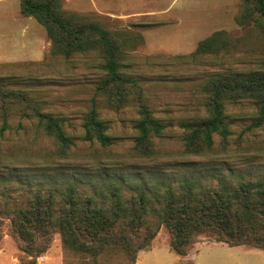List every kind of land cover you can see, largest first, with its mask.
Listing matches in <instances>:
<instances>
[{"label":"rangeland","instance_id":"rangeland-1","mask_svg":"<svg viewBox=\"0 0 264 264\" xmlns=\"http://www.w3.org/2000/svg\"><path fill=\"white\" fill-rule=\"evenodd\" d=\"M62 1L66 10L112 31L122 43L124 70L137 85L125 92L124 101L100 91L105 70L98 51L68 59L54 54L46 29L21 13L20 0H0V82L26 96L4 104L0 100V264H22L30 257L11 233L13 210L30 189H63L72 177L87 193L117 182L129 197L142 187L151 198L150 219L156 221L159 202L154 193L170 185L197 180L214 186L264 176V131L251 127L256 106L249 99L226 103L227 140L215 133L213 148L202 154L187 153L184 147L183 124L207 114L203 86L208 76L253 69L264 57V40L255 26L237 21L241 0ZM220 30L229 34L231 49L197 60L186 57L202 39ZM140 103L165 125L152 138L155 149L150 157L137 156L133 149ZM93 108L107 125L109 146L84 139L85 119ZM39 111L66 119L63 127L75 140L68 156L56 154L53 136L39 125ZM37 264H130V258L112 251L96 259L76 253L55 232ZM133 264H264V249L231 246L202 232L185 254L179 253L162 223Z\"/></svg>","mask_w":264,"mask_h":264},{"label":"trees","instance_id":"trees-1","mask_svg":"<svg viewBox=\"0 0 264 264\" xmlns=\"http://www.w3.org/2000/svg\"><path fill=\"white\" fill-rule=\"evenodd\" d=\"M20 9L23 15L35 18L46 29L54 54L66 59L93 50L101 54L105 74L100 91L124 101L125 92L137 85L135 78L124 70L122 43L101 22L66 10L62 0H20ZM237 21L241 25H254L264 40V0H241ZM232 45L226 31H216L202 39L186 57L197 60L205 54L217 55ZM203 89L207 93L206 116L183 124L187 153L211 150L215 133L227 140L230 127L225 109L231 101H252L256 110L251 127L264 131V57L259 66L250 70L211 74ZM14 99H26V96L23 91L7 88L0 82L3 104ZM139 112L134 154L150 157L155 149L152 138L159 136L165 125L147 104L140 103ZM37 117L44 131L53 136L59 148L56 154L68 156L75 140L63 127L66 119L41 111ZM84 126L85 140L96 139L103 146L112 143L107 125L95 108L88 112ZM154 194L159 202L156 221L150 219L151 198L142 187L134 189L129 197L122 194L121 184L117 182L96 194L87 193L81 191L76 177H72L63 189H30L11 218V233L19 249L30 255L22 264H37V258L48 249L55 232L76 253L96 259L104 252H122L133 264L138 251L151 242L162 223L169 228L171 245L179 253L185 254L195 236L202 232L231 246L247 244L264 249V176L214 186L185 180Z\"/></svg>","mask_w":264,"mask_h":264}]
</instances>
